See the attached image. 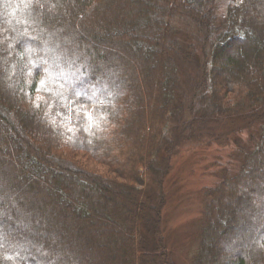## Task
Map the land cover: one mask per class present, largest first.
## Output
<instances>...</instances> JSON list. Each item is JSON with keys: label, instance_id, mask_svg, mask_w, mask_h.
I'll list each match as a JSON object with an SVG mask.
<instances>
[{"label": "trees", "instance_id": "obj_1", "mask_svg": "<svg viewBox=\"0 0 264 264\" xmlns=\"http://www.w3.org/2000/svg\"><path fill=\"white\" fill-rule=\"evenodd\" d=\"M235 117L192 264H264V0H0V264H176L170 175Z\"/></svg>", "mask_w": 264, "mask_h": 264}, {"label": "rangeland", "instance_id": "obj_2", "mask_svg": "<svg viewBox=\"0 0 264 264\" xmlns=\"http://www.w3.org/2000/svg\"><path fill=\"white\" fill-rule=\"evenodd\" d=\"M148 48L153 52L156 50L151 46ZM192 68L186 69L185 72L193 76L197 67L193 64ZM219 124L218 132L226 136L211 145L188 149L180 154L169 178L161 236H166L164 241L172 250L176 264H192V258L197 250L206 205L203 188L216 183L225 167L230 169L236 167V165L233 166L235 163L231 157L235 149L234 141L237 138L246 140L249 135L248 126L236 117L219 122ZM231 129L235 130L231 133ZM6 136L5 132L0 131L1 140L12 148L14 145L8 142ZM71 155L86 169L109 174L106 165L94 161L87 153L75 151ZM45 171L49 177L59 175L56 174V169L45 168ZM76 188L80 190L84 186L78 185ZM152 188L145 187L144 190L149 192ZM105 227H107L106 224ZM126 232L125 228L123 234ZM118 239L117 242H120L121 238Z\"/></svg>", "mask_w": 264, "mask_h": 264}, {"label": "snow or ice", "instance_id": "obj_3", "mask_svg": "<svg viewBox=\"0 0 264 264\" xmlns=\"http://www.w3.org/2000/svg\"><path fill=\"white\" fill-rule=\"evenodd\" d=\"M43 84V81L41 82ZM38 99H42V98H38ZM37 107H39V105H36Z\"/></svg>", "mask_w": 264, "mask_h": 264}]
</instances>
